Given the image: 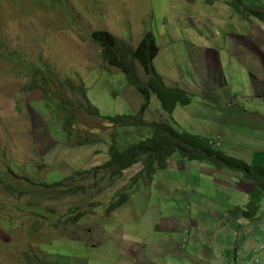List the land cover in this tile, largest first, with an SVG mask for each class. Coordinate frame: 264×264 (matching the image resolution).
<instances>
[{
	"label": "rangeland",
	"instance_id": "obj_1",
	"mask_svg": "<svg viewBox=\"0 0 264 264\" xmlns=\"http://www.w3.org/2000/svg\"><path fill=\"white\" fill-rule=\"evenodd\" d=\"M67 1L11 0L16 11L10 0H0V264H33L30 258L35 256L43 264H126L122 249L140 241L138 236L150 239L151 232L160 226L157 220L161 223L165 217H177L183 227L184 216L208 210L201 205L216 199L222 200L220 214L238 216L249 196L241 210L233 208L229 204H233L234 195L230 193L231 201H227L213 183L220 176L197 172L199 161L177 156L170 160L189 164L187 168L175 167L170 161L166 170L151 174L144 170L139 175L142 163L136 164L120 173L121 177L89 180L87 191L78 195L70 191L61 195V191L54 192L42 183L61 181L75 171L105 164L109 138H116L124 148L146 137L144 129L121 124L107 128L103 121L116 116L130 119L139 113L144 99L122 71L102 61L100 48L91 39L97 30L125 41L127 49L137 48L144 35L152 32L158 47L153 60L157 75L166 88L190 98L189 105L178 104L169 116L152 89L144 113L148 122L169 121L176 132L187 130L219 141L228 156L251 163V148L264 146V133L252 130L245 116H233L228 104L237 100L252 117L264 116V98L251 97V91L240 85L251 81L248 68L259 66L258 61L245 58L248 50L244 45L249 47L247 41L256 35L259 45L264 41V0ZM35 3L61 14L37 9ZM37 15L38 20L30 19ZM250 32L253 37L246 38ZM16 53L19 56L15 58ZM205 53L213 65L217 59V67L221 65L227 75L228 86L221 91L230 100H211L219 89H213L209 97L199 85L203 71L213 69L204 62ZM37 59L54 63L50 65L52 72L42 73L40 87L34 89L30 86L33 74L49 67L41 66ZM136 67L146 84L148 77L139 64ZM216 103L229 111L219 109ZM68 119L73 122L67 128ZM196 176L199 185L190 180ZM7 184L17 189L8 190ZM36 203L61 215L69 213L66 219L60 215L62 221L56 223L67 230L65 235L45 234L53 243L52 249L41 240L42 231L31 235L35 222L30 216ZM109 203L118 209L108 212ZM79 214L77 223L67 224ZM201 216L195 217L199 225L204 219L215 224V214ZM13 219L15 228L3 227L2 220ZM249 227L244 248L239 247L236 259L229 256L231 262L226 264H251L252 245L264 242V199L258 218ZM91 229L93 233L87 238ZM49 230L58 229L51 225ZM171 235L175 240L188 237L181 231ZM218 239L229 251L235 237L218 233ZM261 256L264 259V251Z\"/></svg>",
	"mask_w": 264,
	"mask_h": 264
},
{
	"label": "trees",
	"instance_id": "obj_2",
	"mask_svg": "<svg viewBox=\"0 0 264 264\" xmlns=\"http://www.w3.org/2000/svg\"><path fill=\"white\" fill-rule=\"evenodd\" d=\"M254 13L262 15L258 12ZM92 38L100 46L104 62L122 71L130 83L136 86V89L144 99L137 115L131 116L130 119H128V116L105 117L104 123L107 128L121 124L124 127L131 126L140 130L144 129L146 135L143 136L146 137L124 148H121L122 144L116 138H109L111 142L108 148L109 159L105 164L89 170L75 171L61 181L54 183L43 182L42 184L54 189V192L61 191V195L69 191L73 195H78L87 191L88 182L91 179L101 182L99 178L104 179L108 175L111 178L114 176L121 177L120 173H123L127 168L141 163L142 167L139 170V175L144 170L151 174L153 171L163 169L173 156H177L183 159L203 162L229 174H239L249 181L251 185L249 201L245 210H242V218L255 221L258 218L261 202L264 199V164L249 163L243 159L228 156L220 147H216L211 139L189 131L176 132L169 121L148 122L145 119L144 113L151 102L152 89L161 102L163 110L169 116L172 115L178 104L189 105L191 102L190 98L181 92L166 88L157 75L153 60L158 54V47L152 32H147L135 49L125 48L124 43L104 31L94 32ZM134 63L142 66L144 73L148 77L146 84L141 82L135 72ZM37 87H40L38 82L32 85L34 89ZM66 121V127L68 128L71 125V119ZM3 182L6 183V181ZM7 186L9 187L8 190L17 189L13 185L7 184ZM32 207V215L30 217L35 223L31 227V235L33 236L37 232L42 231L41 240L45 239L47 248L52 249L53 243L47 241L45 234L52 232L55 237L61 236V233L66 234L67 230H63L60 224H56L61 214L37 203ZM67 215L69 213L65 212L61 215V218L66 219ZM80 217L81 214L73 217L70 220L71 222L67 224L74 225L79 221ZM61 221L62 219L59 222ZM1 223L3 227L5 225L11 228L16 227L15 219L13 221L2 220ZM51 225H54L58 230L50 231L49 227ZM32 260H34L33 264H43L40 259H37V256Z\"/></svg>",
	"mask_w": 264,
	"mask_h": 264
},
{
	"label": "crops",
	"instance_id": "obj_3",
	"mask_svg": "<svg viewBox=\"0 0 264 264\" xmlns=\"http://www.w3.org/2000/svg\"><path fill=\"white\" fill-rule=\"evenodd\" d=\"M251 32L249 34H246V38L250 39V37L248 36L253 37L254 34H251ZM259 33L260 32L258 31L257 34ZM234 37L240 36L235 34ZM247 42H249V47L244 45L246 50H248L245 58H250L254 61H258L259 66H254V68L246 67L251 71V74L254 77L251 78V81L249 83L240 85L243 88L249 89L251 91V97L264 98V41H259L263 45L262 47V45L258 44L256 35L255 39L252 38ZM228 46L229 44L226 45V50ZM233 51L235 52L234 49ZM203 60L204 62L210 63L213 66V69L210 72H206L204 70V74L198 79L199 85L202 87L204 93L210 97L212 95V93L210 92L213 89L217 88L219 89L217 96L210 97L211 100H230V96L228 97V99H226L225 95L221 91L222 88L228 86V82L227 75H224L222 73L223 71L221 65L219 66V68L217 67V59L215 65H213L211 58L205 53L203 55ZM239 103L243 104L242 102H238L237 100H234L230 104H228L230 106V112L233 114V116H245L246 118H248L247 120L252 123L250 125L252 130L255 129L264 133V130L260 128L264 127V116L257 114L256 116L252 117L253 114L247 113L244 105L242 106ZM216 104L219 109L226 112L229 111V108L227 107H225V109L222 108L221 103ZM219 138L222 139L223 137L219 135ZM213 142L218 144L220 148L222 147L221 142ZM251 151L253 154L252 162L264 164V146H260L257 144L254 149L251 148ZM181 160L183 159L181 158ZM170 161L171 160H169L165 164V166L163 167L164 170L167 169ZM171 162L175 167L183 169H185V167L187 168L189 165L185 164L184 162ZM195 166V171L197 172L202 170L203 174L220 176L219 179L216 178L215 182H213L217 191L221 190L222 195L227 201H231L230 193L234 195L231 201L233 204L229 205L233 208H237V210H241L240 206H242L245 198L249 196V192L251 189L249 181L244 179L242 176H232L233 174L220 171L211 166L209 167V165L203 167L202 165H200V163H196ZM190 180L194 181L196 185L200 184V179L197 176L190 178ZM232 181H234V183ZM237 192L241 193L242 195H238ZM196 195L200 197L206 196L203 193H197ZM220 202H222V200L216 199L211 204L206 203L205 205H201V207L208 208V210L196 211L192 215V217L184 216L183 227H181L180 222L177 220V217H165L163 220H161V223L159 222V220L155 221V223L160 224V226L155 228L151 232L150 239L138 236V239L140 241L131 243L127 248L122 249V256L126 258V264H226L228 261L231 262L230 257H232L233 255H235L236 259V254L239 251V247L244 248V243L247 241L248 235H246V231L250 230L249 226L252 225V222L254 221H249L242 218V210L241 213L237 214L238 216H241V218L238 216L225 217L222 213L220 214L219 212L218 208ZM206 214H215V224H209L208 220L204 219L201 225H199L200 222L198 220H195V217H202L201 215ZM238 225L240 226V228H238ZM179 231H181L183 234L186 233L188 237H184L182 240H175L172 237L171 233ZM159 232L163 233L159 234ZM218 233H224V235H227V233H231L234 235L235 240L232 244V247H230L231 250L227 251V249H223V247H221V240L218 239ZM241 234L244 235L242 239L240 238ZM148 239L150 241L146 245L145 243ZM185 239L186 241H184ZM214 242H217L216 245H214ZM252 246L253 247L250 250V253L252 254L250 263L254 264L253 260L259 256L262 260V263L264 264V259L261 256L264 251V248H262L264 246V242L257 241Z\"/></svg>",
	"mask_w": 264,
	"mask_h": 264
},
{
	"label": "clouds",
	"instance_id": "obj_4",
	"mask_svg": "<svg viewBox=\"0 0 264 264\" xmlns=\"http://www.w3.org/2000/svg\"><path fill=\"white\" fill-rule=\"evenodd\" d=\"M67 1V0H66ZM10 3H11V6L13 7V9L14 10H16L15 9V7H14V5H13V3L11 2V0H10ZM67 3H68V1H67ZM36 7H37V9L39 8V7H42L43 9H46V10H48V11H51V12H55V13H58V14H61V13H59V12H57V11H55V10H52V9H49V8H47V7H45V6H43L41 3H35L34 4ZM17 11V10H16ZM69 11V10H68ZM39 13V12H38ZM62 15H64V17L65 16H67L66 14H65V12L64 11H62ZM39 17L40 16H35V17H31L30 19H32V20H38L39 19ZM67 19H69V18H67ZM70 20V19H69ZM96 32H101L100 30H97ZM104 32H107V31H104ZM94 33V32H93ZM93 33H91V39H92V41L97 45V46H99L94 40H93V38H92V34ZM107 33H109V32H107ZM109 34H111V33H109ZM111 35H113V34H111ZM113 36H115V35H113ZM116 37V36H115ZM117 38V37H116ZM1 39H3V37H2V34H1V32H0V40ZM117 39H119V38H117ZM120 41H121V43H124V44H126L125 43V41H123V40H121V39H119ZM142 41V40H141ZM140 44V43H139ZM40 45L41 46H45V44L44 43H40ZM138 47V46H137ZM99 48H100V46H99ZM132 49H135V48H132ZM60 50V49H59ZM100 54H101V58H102V53H101V48H100ZM14 55V57L16 58L17 56H19V53H16V54H13ZM56 60H59L60 61V59H56ZM58 61V62H59ZM102 61L104 62V60H103V58H102ZM37 62H39L40 63V65L41 66H44V65H48L49 67H48V70H39V69H37V71L33 74V81L31 82V84H30V86H32L33 84H35V83H39V81L41 80V78H42V73H50V72H52L51 71V69H50V65L51 64H53V63H51V64H48L47 62H42V61H40V60H38L37 59ZM105 64H107L106 62H104ZM136 64H138V63H134V67H135V72H137V67H136ZM139 66L142 68V66L139 64ZM21 67H24L25 68V63H21ZM112 67V66H111ZM143 69V68H142ZM144 71V70H143ZM138 75V74H137ZM139 77V76H138ZM254 76L252 75V78H253ZM140 78V77H139ZM47 80H44L43 81V83H45ZM87 111H90V108H88L87 109ZM95 111V110H94ZM38 115V114H37ZM39 116V115H38ZM40 117V116H39ZM73 122V121H72ZM72 122H71V124H72ZM187 131V130H186ZM215 143V142H214ZM215 145H216V147H219V145L218 144H216L215 143ZM181 158V157H180ZM183 159V158H182ZM183 160H188V159H183ZM200 162V161H199ZM201 163V162H200ZM210 166V165H209ZM212 167V166H211ZM140 170V169H139ZM138 170V171H139ZM157 171V170H156ZM156 171H153L154 173L156 172ZM152 172V173H153ZM109 209H108V212H113V211H115V210H117L118 209V207L117 206H114V205H112V204H110L109 203ZM120 206V205H119ZM104 217V216H103ZM92 230V229H91ZM91 233H93V230L89 233V234H87L86 235V237L87 238H90V236H91ZM32 260V259H31ZM262 261V260H261ZM256 264V263H255ZM263 264V263H262Z\"/></svg>",
	"mask_w": 264,
	"mask_h": 264
},
{
	"label": "built area",
	"instance_id": "obj_5",
	"mask_svg": "<svg viewBox=\"0 0 264 264\" xmlns=\"http://www.w3.org/2000/svg\"><path fill=\"white\" fill-rule=\"evenodd\" d=\"M262 248H264V246ZM255 263L256 264H262L261 258L259 256L255 258Z\"/></svg>",
	"mask_w": 264,
	"mask_h": 264
}]
</instances>
